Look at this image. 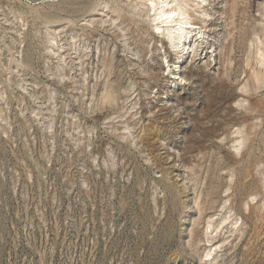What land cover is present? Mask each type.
Wrapping results in <instances>:
<instances>
[{"label": "rangeland", "instance_id": "rangeland-1", "mask_svg": "<svg viewBox=\"0 0 264 264\" xmlns=\"http://www.w3.org/2000/svg\"><path fill=\"white\" fill-rule=\"evenodd\" d=\"M147 5L0 0V264H264V0Z\"/></svg>", "mask_w": 264, "mask_h": 264}, {"label": "bare ground", "instance_id": "bare-ground-1", "mask_svg": "<svg viewBox=\"0 0 264 264\" xmlns=\"http://www.w3.org/2000/svg\"><path fill=\"white\" fill-rule=\"evenodd\" d=\"M147 1H148V5H147L148 10L153 12V21L155 23V28H156L155 31L156 33H158V36H161V38H163L165 42H167L175 50H177L178 53L179 52L188 53L190 48L187 47V44H190L192 36L193 37L195 36V39L197 38V35L193 34L191 38L188 39V35H189L188 33L195 30L196 29L195 25L197 24L196 20L192 18L193 14H192V9L190 7H192L193 5L197 6L198 8L202 7L201 4L204 0H147ZM202 11L204 14H206L204 9H202ZM204 20L205 18L202 19V21ZM202 26L203 25H200L198 29L200 30ZM172 73L174 74V75L172 74L173 79L175 78L179 80L185 77L183 73L179 74V72L174 73L173 71ZM177 74L179 75L177 76ZM188 74L191 75V73ZM210 235L212 236V234ZM207 255L210 254L208 253ZM205 260H207V258Z\"/></svg>", "mask_w": 264, "mask_h": 264}]
</instances>
